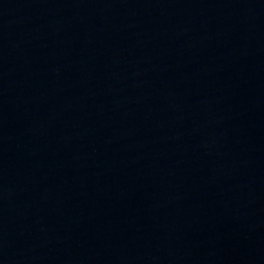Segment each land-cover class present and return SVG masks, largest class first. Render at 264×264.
<instances>
[{
    "label": "water",
    "instance_id": "1",
    "mask_svg": "<svg viewBox=\"0 0 264 264\" xmlns=\"http://www.w3.org/2000/svg\"><path fill=\"white\" fill-rule=\"evenodd\" d=\"M0 264H264V0H0Z\"/></svg>",
    "mask_w": 264,
    "mask_h": 264
}]
</instances>
